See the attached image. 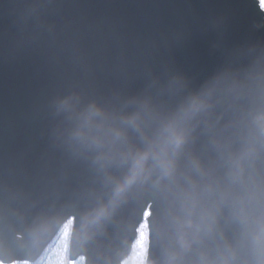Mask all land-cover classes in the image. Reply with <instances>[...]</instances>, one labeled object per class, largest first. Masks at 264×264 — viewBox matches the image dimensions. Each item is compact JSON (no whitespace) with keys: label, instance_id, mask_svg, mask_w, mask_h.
<instances>
[{"label":"water","instance_id":"obj_1","mask_svg":"<svg viewBox=\"0 0 264 264\" xmlns=\"http://www.w3.org/2000/svg\"><path fill=\"white\" fill-rule=\"evenodd\" d=\"M192 99L204 106L177 194L190 214L208 202L221 219L190 258L227 255L225 242L252 252L249 228L264 221L258 0H0V232L103 196L125 146L143 147ZM155 212L144 201L129 250L145 221L152 254Z\"/></svg>","mask_w":264,"mask_h":264},{"label":"clouds","instance_id":"obj_2","mask_svg":"<svg viewBox=\"0 0 264 264\" xmlns=\"http://www.w3.org/2000/svg\"><path fill=\"white\" fill-rule=\"evenodd\" d=\"M203 106L202 100H190L182 117L162 124L143 147L125 146L123 167L107 192L94 202L82 208L41 213L19 231L6 226L0 232V261L22 264L21 258L26 255L31 264H40L42 250L69 225L70 252L84 257L83 264H132L125 230L138 218L144 201L150 200L156 205L152 221L154 251L149 255L147 240L143 264H264V221L260 219L249 228L256 244L252 252L240 244L225 242L227 255L217 247L206 257L190 258L197 235L212 228L218 230L221 219L218 206L208 202H202L199 211L190 214L177 194L180 157L195 130L192 120ZM170 136L179 139L178 146L169 142ZM66 213H71L67 219ZM74 216L78 223H74Z\"/></svg>","mask_w":264,"mask_h":264},{"label":"snow or ice","instance_id":"obj_3","mask_svg":"<svg viewBox=\"0 0 264 264\" xmlns=\"http://www.w3.org/2000/svg\"><path fill=\"white\" fill-rule=\"evenodd\" d=\"M169 142L179 145L180 141L175 136L169 137ZM70 226L65 225L59 237H57L39 257L40 264H83L84 257H79V260L73 259L69 247ZM147 233L142 229L139 231V237L133 245L132 255L130 257L132 264H143L146 252ZM251 247L256 248L253 240ZM22 264H31L30 259L25 255ZM0 264H3L0 261Z\"/></svg>","mask_w":264,"mask_h":264},{"label":"rangeland","instance_id":"obj_4","mask_svg":"<svg viewBox=\"0 0 264 264\" xmlns=\"http://www.w3.org/2000/svg\"><path fill=\"white\" fill-rule=\"evenodd\" d=\"M261 1H263V0H261ZM140 229H142V228H140ZM145 231V230H144ZM139 237V236H138Z\"/></svg>","mask_w":264,"mask_h":264}]
</instances>
